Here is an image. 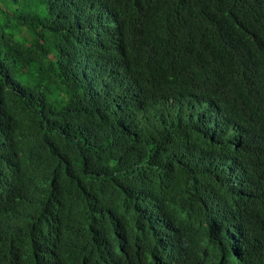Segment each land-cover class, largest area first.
<instances>
[{"label":"trees","instance_id":"trees-1","mask_svg":"<svg viewBox=\"0 0 264 264\" xmlns=\"http://www.w3.org/2000/svg\"><path fill=\"white\" fill-rule=\"evenodd\" d=\"M0 264H264V0H0Z\"/></svg>","mask_w":264,"mask_h":264}]
</instances>
